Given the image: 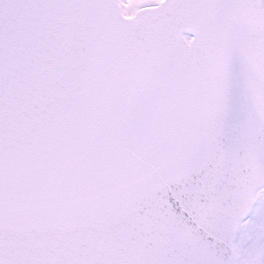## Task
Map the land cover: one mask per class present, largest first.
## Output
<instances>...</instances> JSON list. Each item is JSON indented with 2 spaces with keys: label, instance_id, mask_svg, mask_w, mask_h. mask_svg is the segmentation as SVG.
<instances>
[{
  "label": "snow or ice",
  "instance_id": "1",
  "mask_svg": "<svg viewBox=\"0 0 264 264\" xmlns=\"http://www.w3.org/2000/svg\"><path fill=\"white\" fill-rule=\"evenodd\" d=\"M0 264H264V0H0Z\"/></svg>",
  "mask_w": 264,
  "mask_h": 264
}]
</instances>
